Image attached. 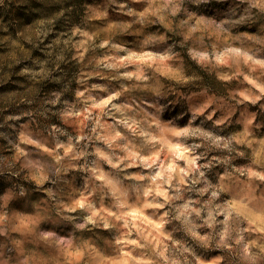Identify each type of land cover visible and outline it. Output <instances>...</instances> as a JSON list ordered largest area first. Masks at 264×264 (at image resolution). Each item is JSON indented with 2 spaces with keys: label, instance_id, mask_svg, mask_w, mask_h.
<instances>
[{
  "label": "clouds",
  "instance_id": "obj_1",
  "mask_svg": "<svg viewBox=\"0 0 264 264\" xmlns=\"http://www.w3.org/2000/svg\"><path fill=\"white\" fill-rule=\"evenodd\" d=\"M0 264H264V0H0Z\"/></svg>",
  "mask_w": 264,
  "mask_h": 264
}]
</instances>
